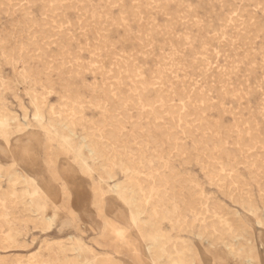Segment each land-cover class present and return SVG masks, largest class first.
<instances>
[{
	"label": "rangeland",
	"instance_id": "1",
	"mask_svg": "<svg viewBox=\"0 0 264 264\" xmlns=\"http://www.w3.org/2000/svg\"><path fill=\"white\" fill-rule=\"evenodd\" d=\"M0 78V105L14 114L0 128V264H88L89 256L74 249L77 241L98 263L152 264L129 227L128 208L110 189L124 179L118 166L113 180L101 179L46 133L48 117L70 108L77 111L75 142L81 132L118 122L120 139L110 153L146 172L163 168L174 177L168 191L179 208L205 205L204 221L188 213L184 230H170L189 244L178 259L264 264V0H0ZM35 84L40 120L25 89ZM11 175L18 179L9 182ZM204 222L219 231L198 234ZM115 228L126 230L130 246ZM162 228L169 229L168 219ZM217 232L232 246L206 242Z\"/></svg>",
	"mask_w": 264,
	"mask_h": 264
},
{
	"label": "bare ground",
	"instance_id": "2",
	"mask_svg": "<svg viewBox=\"0 0 264 264\" xmlns=\"http://www.w3.org/2000/svg\"><path fill=\"white\" fill-rule=\"evenodd\" d=\"M166 6V5H165ZM46 13V12H45ZM28 14V13H27ZM46 17V16H45ZM27 18V17H26ZM31 20V18H30ZM141 20V19H140ZM28 21V20H27ZM25 23V22H24ZM46 23V22H45ZM124 23V22H123ZM58 24V23H57ZM27 25V24H26ZM31 25V24H30ZM49 26V24H48ZM47 26V27H48ZM57 26V25H56ZM31 27V26H30ZM246 27V26H245ZM24 28L25 25H24ZM28 28V26H27ZM33 28V27H32ZM53 28V27H52ZM23 30V29H22ZM28 30V29H26ZM33 30V29H32ZM29 31V30H28ZM42 31V30H41ZM35 32V30H34ZM33 32V33H34ZM97 32V31H96ZM30 34V33H29ZM28 34V35H29ZM39 35V34H38ZM51 35V34H50ZM220 35V34H219ZM250 35V34H249ZM26 36V35H25ZM94 36V35H93ZM98 36V35H97ZM243 36V35H242ZM27 37V36H26ZM35 37V36H34ZM51 37V36H50ZM235 37V36H234ZM245 37V36H244ZM28 39V37L26 38ZM29 40V39H28ZM28 40H26L28 42ZM31 40V37H30ZM36 40V38H35ZM249 40V39H248ZM34 40H32L33 42ZM51 41V40H50ZM182 41V40H181ZM18 42V40H17ZM21 42V41H20ZM24 42V41H23ZM37 42V41H36ZM46 42V41H45ZM49 42V41H48ZM52 42V41H51ZM54 42V41H53ZM182 43V42H181ZM28 45V43H26ZM31 44V42H30ZM252 44V43H251ZM27 45H24V47ZM44 45V44H43ZM58 45V44H57ZM61 45V44H60ZM17 46V45H16ZM170 46V45H169ZM205 46V45H204ZM2 47V46H1ZM23 47V46H22ZM22 47H16V49L18 50L19 48ZM45 47V45H44ZM28 48V47H27ZM2 49V48H1ZM23 49V48H22ZM21 49V52H23L24 50ZM26 49V48H25ZM40 50V49H39ZM9 51V50H8ZM15 51V50H14ZM66 51V50H65ZM236 51V50H235ZM28 52V51H27ZM171 52V51H170ZM5 53V52H4ZM12 53V52H11ZM15 53V52H14ZM25 53V52H24ZM91 53V52H90ZM206 53V52H205ZM8 54V53H7ZM208 54V53H207ZM5 55V54H4ZM16 55H18V53H16ZM24 54H22L23 56ZM95 55V54H94ZM170 55V54H169ZM236 55V54H235ZM238 55V54H237ZM9 56V54H8ZM21 56V55H20ZM19 56V57H20ZM60 56V55H59ZM5 57V56H4ZM24 57V56H23ZM28 57V56H27ZM31 57V56H30ZM34 57V56H33ZM66 57V56H65ZM98 57V56H97ZM168 57V56H167ZM205 57V56H204ZM22 58V57H21ZM26 58V56H25ZM24 58V59H25ZM29 58V57H28ZM64 58V56H63ZM169 58V57H168ZM12 59V57H11ZM23 59V58H22ZM32 60V58H30ZM209 59V58H208ZM30 60V61H31ZM34 60V59H33ZM6 61H8L6 59ZM17 61V60H16ZM29 61V60H28ZM75 61V60H74ZM167 61V60H166ZM70 62V60H69ZM172 62V61H171ZM241 62V61H240ZM17 63V62H15ZM27 63V62H26ZM33 63V62H32ZM49 62H47V64L45 63V65H48ZM51 63V62H50ZM60 65H62V62H59ZM162 63V62H161ZM165 63V62H164ZM28 64V63H27ZM128 64V63H127ZM159 64V63H158ZM200 64V63H199ZM32 65V64H31ZM162 65V64H161ZM25 66V65H24ZM130 66V65H129ZM167 66V65H166ZM169 66V65H168ZM194 66V65H193ZM231 66V65H230ZM250 66V65H249ZM44 67V64H43ZM100 67V66H99ZM120 67V65H119ZM161 67V66H160ZM47 68V67H46ZM45 68V69H46ZM50 68V67H49ZM48 68V69H49ZM118 68V67H116ZM170 68V67H169ZM27 69V68H26ZM25 69V70H26ZM30 69V67H29ZM32 69V68H31ZM30 69V70H31ZM42 69V68H41ZM51 69H52V65H51ZM54 69V67H53ZM55 69H57V67H55ZM133 69V68H132ZM171 69V68H170ZM227 69V68H226ZM43 70V69H42ZM41 70V71H42ZM47 70V69H46ZM96 70V69H95ZM247 70V69H246ZM249 70V69H248ZM247 70V71H248ZM37 71V69H36ZM52 71V70H51ZM50 71V72H51ZM73 71V70H72ZM129 71V70H128ZM140 71V70H139ZM252 71V70H251ZM30 72V71H29ZM27 72V73H29ZM32 72V71H31ZM76 72V71H75ZM131 72V71H130ZM134 73H136L135 71H133ZM249 72V71H248ZM253 72V71H252ZM25 73V72H24ZM38 73V72H37ZM36 73V74H37ZM57 73V72H56ZM59 73V72H58ZM133 73V74H134ZM165 73V72H164ZM41 74V73H40ZM49 74V73H48ZM51 74V73H50ZM117 74V73H116ZM130 74V73H129ZM137 74V73H136ZM139 74V73H138ZM231 74V73H230ZM235 74V73H234ZM251 74V73H250ZM18 75V74H17ZM45 75V74H44ZM47 75V74H46ZM113 75V74H112ZM161 75V74H160ZM167 75V74H166ZM221 75V74H220ZM247 75V74H246ZM32 76V75H31ZM34 76V75H33ZM49 76V75H48ZM68 76V75H67ZM117 76V75H116ZM130 76V75H129ZM135 76V75H134ZM36 77V76H34ZM168 77V76H167ZM231 77V76H230ZM30 79V77H28ZM47 78V77H46ZM45 78V79H46ZM49 78V77H48ZM1 79V78H0ZM50 79V78H49ZM47 79V80H49ZM132 79V77H131ZM140 79V77L138 78ZM153 79V78H151ZM162 79V78H161ZM135 80V79H132ZM163 80V79H162ZM187 80V79H186ZM189 80V79H188ZM170 81V79H169ZM195 81V80H194ZM224 81V80H223ZM23 82V81H22ZM31 82V81H30ZM46 83V80L44 81ZM43 82V83H44ZM119 82V81H118ZM137 82V81H136ZM143 82V81H142ZM141 82V83H142ZM32 83V82H31ZM2 84V83H1ZM23 84V83H22ZM33 84V83H32ZM120 84V83H119ZM219 84V83H218ZM229 84V83H228ZM245 84V83H244ZM247 84V83H246ZM145 85V82L143 83V86ZM47 86V85H46ZM148 86V85H147ZM190 86V85H189ZM202 86V85H201ZM48 87V86H47ZM51 87V86H49ZM96 87V86H95ZM134 87V86H132ZM136 87V86H135ZM138 87V85H137ZM141 87V86H140ZM149 87V86H148ZM191 87V86H190ZM143 88V87H142ZM247 88V87H246ZM27 94H29L30 96V100L33 103V106H35L34 112H33V117L37 120H40L42 118V111L40 106L37 105L36 101H37V93H38V85L35 84L33 88H29V87H25ZM109 89V87H108ZM115 89H119V88H115ZM140 89V88H138ZM163 89V88H162ZM197 89V88H196ZM194 89V90H196ZM240 89V88H239ZM238 89V90H239ZM41 90H43L41 88ZM50 90V89H49ZM137 90V89H136ZM134 89V91H136ZM158 90V89H157ZM156 90V91H157ZM237 90V91H238ZM106 91V90H105ZM112 91V90H110ZM139 91V90H138ZM168 91V89H167ZM236 91V90H235ZM51 92V90H50ZM140 92V91H139ZM159 92V91H158ZM163 92V91H162ZM181 92V91H180ZM188 92V91H187ZM248 92V91H247ZM49 93V92H47ZM118 93V91H117ZM137 93V92H136ZM179 93V92H178ZM109 94V93H108ZM157 94V92H156ZM197 94V92H196ZM241 94V93H240ZM74 95V94H73ZM111 95V94H110ZM116 95V93H115ZM114 95V97H115ZM133 95V94H132ZM159 95V94H158ZM162 95V94H161ZM172 95V94H171ZM136 96V95H135ZM138 96V95H137ZM175 96V95H174ZM178 96V95H177ZM180 96V95H179ZM196 96V95H195ZM237 96V95H236ZM76 97V96H75ZM96 97V96H95ZM108 97L110 98V96L108 95ZM112 97V95H111ZM118 97V96H117ZM116 97V98H117ZM129 97V96H128ZM141 97V96H140ZM162 98H164L163 96H160ZM170 97V96H169ZM242 97V96H241ZM79 98V97H78ZM105 98V97H104ZM119 98L120 95H119ZM137 98V97H136ZM159 98V96H158ZM158 98H156V100H158ZM166 98V97H165ZM164 98V99H165ZM209 98V97H208ZM63 99V98H62ZM113 99V98H112ZM111 99V100H112ZM132 99L135 100V98ZM167 99V98H166ZM171 99V98H170ZM182 99V98H181ZM29 100V101H30ZM76 100V99H75ZM81 100V99H80ZM120 100V99H119ZM122 100V98H121ZM127 100V99H126ZM131 100V99H128ZM137 100V99H136ZM148 100V99H147ZM155 100V99H154ZM155 100V101H156ZM160 100V99H159ZM168 100V99H167ZM167 100H164L165 102ZM180 100V99H179ZM40 101V100H39ZM106 101V100H105ZM141 101V100H140ZM77 102V101H76ZM93 102V101H92ZM95 102V101H94ZM108 101H106L107 103ZM113 102V101H112ZM127 102V101H126ZM133 102V101H132ZM137 102V101H136ZM135 102V103H136ZM139 102V101H138ZM145 102V101H143ZM72 103V102H70ZM79 103V102H78ZM109 104L111 102H108ZM125 103V101L123 102ZM121 103V104H123ZM128 103V102H127ZM133 103V104H135ZM141 103V102H139ZM158 103V102H157ZM167 103H169V101H167ZM202 103V102H201ZM1 104V102H0ZM64 104V103H63ZM66 104V103H65ZM73 104V103H72ZM89 104V103H88ZM102 104V103H101ZM113 104V103H112ZM111 104V105H112ZM132 104V106L134 107V105ZM138 104V103H137ZM137 104H135L137 106ZM146 104H149L146 102ZM183 104V101H182ZM71 104H69L70 106ZM81 105V102H80ZM103 105V104H102ZM108 105V104H107ZM109 105V106H111ZM125 105V104H124ZM128 105V104H127ZM151 105V104H150ZM184 105H186L184 103ZM68 106V104H67ZM66 106V108H68ZM116 106V105H114ZM114 106L112 107V111ZM121 106V105H119ZM123 106V105H122ZM126 106V105H125ZM131 106V105H129ZM128 106V107H129ZM154 106V105H152ZM180 106V104H179ZM209 106V105H208ZM211 106V105H210ZM217 106V105H216ZM215 106V107H216ZM140 107V106H137ZM136 107V108H137ZM159 108V106H157ZM169 107V106H168ZM51 108V107H50ZM75 108H78L75 107ZM110 108V107H109ZM147 108V107H146ZM149 108V107H148ZM119 109V108H118ZM130 109V108H129ZM139 109V108H138ZM145 109V108H144ZM181 109V108H180ZM123 110V109H122ZM147 110V109H146ZM162 110V109H161ZM183 110V109H182ZM79 111V110H78ZM109 111V109L107 110ZM111 111V110H110ZM142 111V110H141ZM155 111V110H154ZM177 113L178 110H176ZM180 111V110H179ZM77 112V111H76ZM76 112L70 108V111L67 112L65 115H62L60 117H48V123L46 125V127L44 128L46 133L48 135H52V137L54 139H56V141L58 142L59 148H61L62 150H64V154H67V157H69L72 161H76L78 162L79 165H82L84 168H86L87 170H95V171H99V178L101 179H109V180H113L114 177L116 176L115 171L113 170V166L116 165L118 166L119 170L121 171V173L124 175V179L122 181H118V182H114V184L111 186V190L113 193L116 194V196L121 200V202L123 203V205H125L128 210H129V216H128V220H129V227H133L138 231L139 236H141V241H142V245H143V252L147 255V258L152 262V264H193L194 260L191 257H188L186 255L183 256V258L178 259L177 255L178 253H183V251H187L189 250V244L186 241H182L179 242L177 240L174 239V237L169 233L170 230H177V231H182L185 229L187 222H188V218L187 215L188 213L191 215L192 221L195 220H205V216L203 215L206 212L205 205H202L201 208H197L193 205L190 206H186L183 205L180 208L177 206L176 202H170L171 198L169 196V191L168 188L171 187V184H173L174 177L171 176L170 174H167L165 171H163L162 169L157 171V172H153V171H143L140 168L136 167L135 165V161L129 159L130 157L126 156L127 159L125 161L120 160L118 154H116V152H112L110 153V151L114 148L112 147L113 144H116V142L118 141V138L120 137L119 135L120 133V129L117 126L118 124V120H120V115L119 118L117 119V124L112 123L110 125L109 129H105V130H100L97 129L96 133L91 134L88 133L87 131L81 132L80 133V140L79 142H75L74 141V130L75 127L78 126L77 123V116H75ZM103 112V111H102ZM152 113V111H150ZM156 112V111H155ZM165 112V111H164ZM81 111L79 112L80 115ZM114 113V112H113ZM112 113V114H113ZM123 113V112H122ZM142 113V112H141ZM140 113V114H141ZM148 113V112H147ZM146 113V114H147ZM159 113V112H157ZM166 113V112H165ZM165 113H163L165 115ZM174 113V112H172ZM52 114V112H51ZM110 115V113H108ZM116 114V113H115ZM156 114V113H155ZM161 112V115H163ZM176 114V113H175ZM174 114V115H175ZM114 115V114H113ZM137 116L139 114H136ZM159 115V114H156ZM116 116V115H115ZM115 116L114 117L115 119ZM127 116V115H126ZM178 116V115H176ZM109 117V116H108ZM124 117V116H123ZM128 117H131L130 115H128ZM152 117V116H151ZM157 117V116H156ZM159 117H161L159 115ZM196 117V116H195ZM198 117V116H197ZM80 118V117H79ZM125 118V117H124ZM123 118V120H124ZM127 118V117H126ZM139 119V117H137ZM153 118V117H152ZM207 118V117H205ZM14 119V114L10 113L5 107H3L2 105H0V128L3 127H7L10 125V122ZM104 119V118H103ZM110 119V118H108ZM112 120H114L113 118H111ZM141 119V118H140ZM155 119V118H154ZM179 119V118H178ZM184 119V117H183ZM122 120V119H121ZM147 120V119H146ZM161 120V119H160ZM171 120V119H170ZM173 120V119H172ZM171 120V121H172ZM211 120V119H210ZM88 121V120H87ZM86 121V122H87ZM102 121V120H101ZM170 121V122H171ZM195 121V120H194ZM192 121V122H194ZM249 121V120H247ZM99 123H102L100 121H97ZM96 122V123H97ZM108 122H110L108 120ZM112 122V121H111ZM123 122V121H122ZM125 122V120H124ZM151 122V121H150ZM154 122L157 123V121L154 120ZM159 122V121H158ZM161 122V121H160ZM207 122V121H206ZM134 123V122H133ZM135 123H139V122H135ZM134 123V124H135ZM234 123V122H233ZM98 124V123H97ZM96 124V125H97ZM104 124V122H103ZM110 124V123H109ZM107 124V125H109ZM132 124V123H131ZM146 124V121H145ZM173 124V123H172ZM178 124V123H177ZM183 124V123H182ZM182 124H179L182 126ZM99 125V124H98ZM102 127L103 125L100 124ZM137 125V124H136ZM174 125V124H173ZM176 125V124H175ZM186 125V124H185ZM233 125V124H232ZM94 126V125H93ZM132 126V125H131ZM166 126V125H165ZM209 126V125H208ZM251 126V125H250ZM137 129V126H135ZM134 127V129H135ZM154 127V126H153ZM179 127V126H178ZM236 127V126H235ZM133 128V126H132ZM141 128V127H140ZM156 128V127H155ZM164 128V127H163ZM162 128V129H163ZM94 129V128H93ZM146 129V128H145ZM158 129V127H157ZM161 129V130H162ZM165 129V128H164ZM217 129V128H216ZM223 129V128H222ZM242 129V128H241ZM90 130V129H89ZM82 131V130H81ZM145 131V130H144ZM149 131V130H148ZM124 132V130H123ZM136 132V131H135ZM139 132V131H138ZM182 132V131H181ZM227 132V131H226ZM78 133V132H77ZM162 133V132H161ZM252 133V132H251ZM255 133V132H254ZM139 134V133H138ZM160 134V133H159ZM259 134V133H258ZM125 135V134H124ZM150 135V134H149ZM149 135H147L148 137H150ZM169 135V134H168ZM244 135V134H243ZM140 136V135H139ZM144 136V135H143ZM161 136V134H160ZM162 136H164L162 134ZM174 136V135H173ZM190 136V135H189ZM171 137V136H170ZM243 137V136H242ZM124 139V137H122ZM151 138V137H150ZM227 138V137H226ZM120 139V138H119ZM131 139V138H130ZM167 138H165L166 140ZM173 139V138H172ZM254 139V138H253ZM260 139V138H259ZM176 140V139H175ZM178 140V139H177ZM234 141V140H233ZM237 141V140H235ZM129 142V140H128ZM134 142V141H133ZM151 142V141H150ZM192 142V141H191ZM199 142V141H198ZM131 143V142H130ZM141 143V142H140ZM238 143V142H237ZM47 144V143H46ZM135 144V143H134ZM48 145V144H47ZM50 145V144H49ZM133 145V144H132ZM138 145V144H137ZM168 145V144H166ZM175 145V144H174ZM253 145V144H252ZM128 146V145H127ZM139 146V145H138ZM142 146V143H141ZM173 146V145H172ZM179 146V145H178ZM191 146V144H190ZM210 146V145H209ZM240 146V145H239ZM250 146V145H249ZM171 147V146H170ZM213 147V146H212ZM49 148V147H48ZM129 148V146L127 147ZM260 148V147H259ZM116 149V148H114ZM121 149V148H120ZM146 149V148H145ZM201 149V147H200ZM199 149V150H200ZM213 149V148H212ZM220 149V148H219ZM241 149V148H240ZM246 149V148H245ZM61 150V151H62ZM118 150V149H117ZM116 150V151H117ZM149 150V149H148ZM174 150V149H173ZM243 150V149H242ZM160 151V150H159ZM172 152V151H171ZM168 153V152H167ZM209 153V151L207 152ZM252 154V153H251ZM182 155V154H181ZM207 155V154H206ZM65 156V155H63ZM166 156V155H165ZM175 156V155H174ZM187 157V156H186ZM207 157V156H206ZM210 157V156H209ZM212 157V155H211ZM47 158V157H46ZM49 158V157H48ZM152 158V157H151ZM170 158V157H169ZM202 158V157H201ZM139 159V158H138ZM144 159V158H143ZM203 159V158H202ZM48 160V159H47ZM50 160V159H49ZM146 160V159H145ZM245 160V159H244ZM241 161V160H239ZM237 161V162H239ZM53 162V161H52ZM262 163V162H261ZM201 164V163H200ZM216 164V163H215ZM219 164V163H218ZM223 164V163H221ZM217 165V164H216ZM147 166V165H146ZM158 166V165H157ZM156 166V167H157ZM162 166V165H161ZM164 167V166H163ZM166 167V166H165ZM219 167V166H218ZM147 168V167H146ZM172 168V167H171ZM255 168V167H254ZM160 169V168H159ZM258 169V168H257ZM210 172V171H209ZM208 172V173H209ZM49 173V172H48ZM56 172H54L55 174ZM50 174V173H49ZM221 174V173H220ZM56 175V174H55ZM54 175V176H55ZM218 175V174H217ZM57 176V175H56ZM178 176V174L176 175ZM58 177V176H57ZM224 177V176H222ZM234 177V176H233ZM56 178V177H55ZM226 178V177H225ZM18 179V176L16 175H11L9 177V182H14L15 180ZM54 179V178H53ZM187 179V178H186ZM222 179V178H221ZM235 179V178H234ZM174 180V181H173ZM32 181V180H31ZM183 181H185V179H183ZM182 184V183H180ZM180 186V185H179ZM6 187H8V185H6ZM104 187V186H103ZM93 188V186H92ZM95 188V187H94ZM105 189V187L103 188V190ZM181 190V189H180ZM179 191V190H178ZM24 192H26L24 190ZM94 192V190H93ZM8 193V191H7ZM10 193V192H9ZM6 194V192H5ZM22 194V193H21ZM99 195V193H97ZM8 195V194H6ZM5 195V196H6ZM95 196V194H94ZM7 198V197H6ZM96 201V199H95ZM181 202V201H180ZM95 209L99 212H101L102 210V204L101 202L98 200L95 203ZM188 204V203H187ZM192 204V203H191ZM249 204V203H248ZM35 206L40 209L43 210L44 206L41 205L40 203H35ZM166 206H170L169 208ZM165 208V209H163ZM179 208V210H177ZM46 219V218H45ZM105 219V218H104ZM168 219L169 220V229H163L162 228V222L163 220ZM109 223L106 221L105 222V226H108ZM49 225H47L46 227L48 228ZM10 227V226H9ZM45 228V229H47ZM209 228V229H208ZM218 228V227H217ZM216 226H212L211 224L209 225L208 223L204 222L203 224L201 223V226L199 228V232L198 234H202L203 232H206L205 229H212L213 231L218 230ZM102 230V228H101ZM126 230H124L123 228H115L114 232H116L117 237H119V240H121L124 244H126L127 246H130L129 241L127 240L126 237L123 236V233ZM229 235H231L230 233H228ZM209 236V235H208ZM68 239V238H67ZM209 241L208 242L210 245L212 244H221L222 243V247L223 248H229L231 247V243L226 240L222 234H220V232H217L216 235L212 236L210 239H206ZM103 242L102 239L99 238V242ZM108 241V240H106ZM105 241V242H106ZM65 246V245H64ZM97 246V245H96ZM75 250L80 251V255L86 254L89 257H86V263L88 264H113L109 261H105V262H100L98 263L96 261V254H94V251L92 248H90L89 246L85 245L84 243H81L80 241H77V244L74 247ZM230 250V254L232 255H236L237 252L236 250ZM69 251V250H68ZM134 253V252H133ZM117 255V254H115ZM180 256V254H179ZM240 256L244 259H246V261H249V259L246 257L245 254L241 253ZM162 257H165L164 260L160 261L162 259ZM98 259V258H97ZM75 260V258H74ZM102 260V259H101ZM35 263V262H34ZM39 263V262H38Z\"/></svg>",
	"mask_w": 264,
	"mask_h": 264
}]
</instances>
